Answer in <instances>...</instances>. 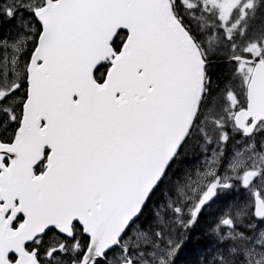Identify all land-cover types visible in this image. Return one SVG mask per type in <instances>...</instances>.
Wrapping results in <instances>:
<instances>
[{"label":"snow or ice","instance_id":"6c2138e0","mask_svg":"<svg viewBox=\"0 0 264 264\" xmlns=\"http://www.w3.org/2000/svg\"><path fill=\"white\" fill-rule=\"evenodd\" d=\"M0 264H264V0H0Z\"/></svg>","mask_w":264,"mask_h":264}]
</instances>
